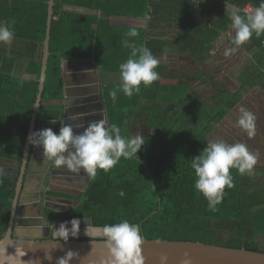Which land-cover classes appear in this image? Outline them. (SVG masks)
Masks as SVG:
<instances>
[{"label": "trees", "instance_id": "trees-1", "mask_svg": "<svg viewBox=\"0 0 264 264\" xmlns=\"http://www.w3.org/2000/svg\"><path fill=\"white\" fill-rule=\"evenodd\" d=\"M48 1L0 0V24L10 26L15 33L13 46L9 50L0 48V158L19 163L38 93L39 50L45 40ZM233 1L238 6L251 2L256 7L261 2ZM64 5L81 6L84 2L54 0L42 101L61 98L63 60L94 54L102 71L119 70V60L107 61L99 55L107 50L120 54L122 48L114 43L113 34L103 32L99 36L92 29L90 17L62 11ZM24 61L29 79L21 77ZM118 89L119 86H110L100 93L107 123L120 126L121 134L130 137L133 123L138 122L150 130L151 136L144 137L138 157L121 158L107 173L98 170L69 213L46 210L45 215L52 221L89 219L95 228L128 220L139 224L141 235L148 240L196 242L264 253L258 242L264 233V186L254 188L247 174L231 169L234 186L225 188L224 199L215 212L208 209L207 200L194 188L191 158L208 144L210 124L233 104L217 95L212 101L213 112L197 103L188 88L156 81L147 88L141 85V91L131 98ZM111 91H117L115 103L109 95ZM59 109L41 104L37 121L56 119ZM16 180L0 178V239L8 229ZM121 190L123 197L119 195Z\"/></svg>", "mask_w": 264, "mask_h": 264}, {"label": "crops", "instance_id": "crops-1", "mask_svg": "<svg viewBox=\"0 0 264 264\" xmlns=\"http://www.w3.org/2000/svg\"><path fill=\"white\" fill-rule=\"evenodd\" d=\"M83 2L84 5L81 6L64 5L62 11L90 17L93 20L92 29L97 30L95 32L99 36L103 32L113 34L114 43L120 45V49H122L119 55L108 50L100 52L99 55H102L103 60H119V65L126 62L131 54V48L124 47L123 40L128 39L136 46L139 44L140 47L149 48L152 54L160 60L156 69L159 73V79L156 82L159 84H177L188 88L197 103L208 107L213 112H215V105L212 101L216 99L217 95L224 96L228 102L233 104L231 109L221 112L218 120L210 124L208 135L211 132L214 133L218 126L221 131L225 130L224 134L227 135L225 140L228 141V136L232 137L234 132H229L231 129H225L223 126L228 127L236 124L234 118L238 119L239 108L242 106L255 115L256 129L259 124L264 122V35L259 37L262 41L260 44L258 43L259 38L253 35L236 51H231L235 47L232 44L235 33L230 27L229 13L233 6L241 7L233 0H202L198 5L199 0L195 3L190 0H83ZM246 5L253 4L247 2L243 6ZM241 15L244 14L241 13ZM132 28L137 29L139 33L137 37L126 36V33ZM11 46H13V41L11 44L0 43V48L7 50ZM40 50L39 53H41ZM91 55L61 62L62 96L59 100H54L53 102H56L54 104L45 103V105L60 107L58 117L37 121L35 131L51 128L57 133L65 108L62 103H59L64 99L65 85L70 90L90 92L92 88H96L98 83L99 100L102 90L120 85L119 70L102 71L94 54ZM21 66V77L25 78L28 75L26 74L27 62H22ZM29 78L31 77L29 76ZM96 104L91 103L92 106ZM83 106L86 108V105ZM75 110L77 109L74 107L71 112L75 113ZM99 114L100 112L97 110L88 115L91 120L89 119L90 122L87 125L100 121L102 118L99 117ZM132 128V135L140 133L144 135L143 137L151 136L150 130L143 127L141 123H133ZM260 130L258 129L255 135H260ZM208 135L207 140L209 141ZM256 156L260 164H256L252 174H247V176L249 185L260 188L264 186V153L258 152ZM30 160L33 162L34 172L32 175L35 179H31L27 183L28 194L38 191L37 184L40 177L42 184L46 166L44 188L48 186L51 190L57 187L54 190H58L59 187H64L68 192L64 194L48 192V195L43 199V205L46 204L50 208L42 206V218L36 221L43 220V213L45 214L46 210L61 212L57 208L61 205L74 204V207L78 205L79 198L83 195L89 182L87 177L82 176L83 173L76 175L63 169H55L56 173H53V165L46 163L43 149L39 147L32 146L29 154ZM68 189L75 193L70 194ZM50 202L55 203L57 207H52ZM74 207L67 210L66 213H69ZM29 211L35 212L33 205L30 206ZM66 221L58 219L55 221L54 227L39 225L37 222L25 226H20L18 223L16 227L23 229V232L29 233L30 231L34 235H40L43 239L47 228L49 233ZM68 226L71 227L70 224ZM83 226L84 224H80V229H83Z\"/></svg>", "mask_w": 264, "mask_h": 264}, {"label": "clouds", "instance_id": "clouds-1", "mask_svg": "<svg viewBox=\"0 0 264 264\" xmlns=\"http://www.w3.org/2000/svg\"><path fill=\"white\" fill-rule=\"evenodd\" d=\"M199 0L197 5L201 3ZM230 27L235 35L231 51H236L241 45L248 42L253 35L257 38L264 35V0L251 12L241 15L240 10L233 6L229 13ZM135 28L130 29L126 36H138ZM14 30L0 24V43L11 44L14 39ZM123 46L131 48V54L126 62L119 65V91L131 98L134 93L151 86L159 79L156 71L158 60L147 47H137L128 39L123 40ZM166 58V57H165ZM112 101L117 100V91L109 93ZM255 115L246 107L239 108V117L236 126L245 131L248 136L255 134ZM52 123H55L52 121ZM34 147L43 149V155L55 168L67 170L73 174L95 180L98 170L109 172L121 158L131 159L138 157L139 151L145 144V138L136 133L130 137L121 134L120 126L108 124L101 119L83 127L82 132H75L72 125L64 124L58 134L51 128L35 131L28 137ZM258 157L251 153L244 143L228 144L224 140L209 141L202 152L191 158L190 167L194 170V188L207 200L210 211L218 210L225 196V188H232L233 177L231 169H236L240 175H251ZM3 169H0V174ZM119 195L123 197L124 191ZM88 222V221H87ZM79 219L63 222L55 227V235L60 241L68 242L69 238H78L80 232ZM71 225L69 227L68 225ZM92 232L101 233L109 252V264H144L141 245L143 238L139 224H131L122 220L115 224H106L102 228H93ZM89 235V223L85 228ZM78 252L68 250L63 256L56 258V264H71ZM49 260L52 257H48Z\"/></svg>", "mask_w": 264, "mask_h": 264}, {"label": "water", "instance_id": "water-1", "mask_svg": "<svg viewBox=\"0 0 264 264\" xmlns=\"http://www.w3.org/2000/svg\"><path fill=\"white\" fill-rule=\"evenodd\" d=\"M54 0L48 1V13L46 22L45 40L41 46V72L38 79V93L34 104L31 122L28 130L22 161L0 158V169H6L0 178H17L14 199L11 207V214L8 222V229L5 235L0 239V264H56V258L63 256L68 250L78 252L73 258L71 264H109V252L101 233H94L89 219L80 220V224L89 223V232L91 240H78V238H69L65 243L58 237L41 238L40 235H34L33 232L26 233L23 229L16 226H25L38 222L42 218V206L50 208L42 201L44 189V179L47 166L44 168L43 182L41 188L36 193L28 194L26 187L31 179L33 162L29 161V154L32 145L28 141L31 133L35 132L37 126V117L41 104H54L53 101H42V93L46 80V70L49 58V43L51 26L53 20ZM29 78L28 75L25 77ZM92 88L90 92L82 90H70L65 85L64 99L59 103L64 105L63 118L59 122V129L64 124L72 125L75 132H82L90 122L88 118L92 112L99 111V117L107 122L104 113V106L99 100V84ZM58 103V102H57ZM91 103H97L92 106ZM83 105H86L84 108ZM83 106L82 108H80ZM76 108L75 113L71 112ZM79 107V108H78ZM90 119V120H89ZM47 164L50 162L47 161ZM53 173H56L55 168ZM47 199V198H46ZM33 205L35 212L29 211ZM33 218V219H31ZM32 220V221H30ZM88 221V222H87ZM141 245L144 264H264V253L249 251L245 249H233L218 245H208L196 242H176L167 240H148L143 237ZM52 257L51 260L48 257Z\"/></svg>", "mask_w": 264, "mask_h": 264}, {"label": "rangeland", "instance_id": "rangeland-1", "mask_svg": "<svg viewBox=\"0 0 264 264\" xmlns=\"http://www.w3.org/2000/svg\"><path fill=\"white\" fill-rule=\"evenodd\" d=\"M235 122L237 121L235 118H234ZM225 129L229 128L231 130H229V132H234L232 137L228 136V141L225 140V130L224 131H221L220 128H218L217 126V129L215 128V132H211L209 135H208V139L209 141H215V139L218 137L219 139H216V140H224L225 142H227L228 144H234V143H244L248 150L253 153L254 155H257L258 152H262L264 153V122H262L261 124L258 125V129H261V133L260 135L257 134V130L255 128V134L253 136H248L247 133L243 130H241L239 127L235 125H229L228 127L227 126H223ZM144 132V131H143ZM246 134V135H245ZM142 136H144L142 134ZM247 138V139H245ZM260 138V139H259ZM259 161V159H258ZM257 161V165H259L260 163ZM48 187V186H46ZM49 188V187H48ZM84 229H80V232H79V236H86L85 234V226L83 227ZM89 236H91V233L89 232ZM83 238H90V237H83ZM258 242L260 244V249L264 251V233L262 234V237H260L258 239Z\"/></svg>", "mask_w": 264, "mask_h": 264}, {"label": "flooded vegetation", "instance_id": "flooded-vegetation-1", "mask_svg": "<svg viewBox=\"0 0 264 264\" xmlns=\"http://www.w3.org/2000/svg\"><path fill=\"white\" fill-rule=\"evenodd\" d=\"M5 171V170H4ZM3 171V172H4ZM39 183L37 184V186H38V190L40 189V187H41V177L39 178V181H38ZM55 188H57V187H55ZM54 188V189H55ZM54 189H51L50 190V188H48V187H46L45 186V188L43 189V193H42V201H43V199H44V197H46V195H48V192H54V193H57V194H64L65 192H67V190L64 188V187H59V189L58 190H54ZM68 191H69V193L70 194H73V193H75V191H73V190H71V189H68ZM68 193V192H67ZM70 194H68V196H71ZM65 196V195H64ZM52 197V196H51ZM52 198H55V197H52ZM65 198H66V196H65ZM52 207H54V208H56L57 206H56V204L54 203L53 204V202H50L49 203ZM53 204V205H52ZM72 207H74V204H70V205H61V207L59 206V207H57V208H59L60 210H61V212L63 213V212H67V210H69L70 208H72ZM55 221L56 220H50V218L48 217V216H46L44 213H43V220L42 221H39V222H37L39 225H46V226H53L54 227V223H55ZM66 221V220H65ZM82 225V224H81ZM84 226H85V224H84ZM83 226V227H84ZM84 229V228H83ZM56 235H55V230L53 231V229L51 230V232H49L48 233V228L46 229V233H45V238H53V237H55ZM57 237V236H56ZM79 239V238H78Z\"/></svg>", "mask_w": 264, "mask_h": 264}, {"label": "built area", "instance_id": "built-area-1", "mask_svg": "<svg viewBox=\"0 0 264 264\" xmlns=\"http://www.w3.org/2000/svg\"><path fill=\"white\" fill-rule=\"evenodd\" d=\"M191 2L195 3L197 0H190ZM255 7L253 5H246L238 7L237 9L240 10V13L245 14L251 12Z\"/></svg>", "mask_w": 264, "mask_h": 264}]
</instances>
